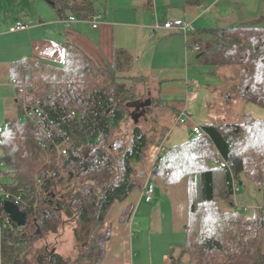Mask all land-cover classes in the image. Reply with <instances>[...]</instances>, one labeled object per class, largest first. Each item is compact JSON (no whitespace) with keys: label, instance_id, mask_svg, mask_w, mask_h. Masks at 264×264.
Here are the masks:
<instances>
[{"label":"trees","instance_id":"obj_1","mask_svg":"<svg viewBox=\"0 0 264 264\" xmlns=\"http://www.w3.org/2000/svg\"><path fill=\"white\" fill-rule=\"evenodd\" d=\"M48 1L60 17L67 11L83 19L93 16L91 1ZM263 21L215 30L216 49L202 55L207 64L240 66L234 96L261 109ZM14 70L21 115L8 121L0 135L5 173L0 179V264H70L44 246L35 249L43 236L58 232L63 216L76 223V239L85 248L82 264H102L112 228L108 235L99 229L95 233L93 227L105 225L116 203L143 191L147 170L138 166L154 136L138 124L126 137L119 134L129 120L127 104L141 96L136 85L148 82L136 72L130 52L117 50L112 63L103 66L74 45L66 47L63 67L31 60L15 63ZM23 96L33 119L24 117ZM157 108L162 118L169 111L176 117L180 112L153 98L147 110ZM159 122L154 120L152 131H161V142L167 130L160 129ZM202 129L204 135L165 149L152 163L165 185L178 187L186 179L189 183L186 240L172 249L167 264H264V202L247 215L235 200L238 185L246 182L264 193V119L245 113L240 122L206 124ZM7 202L25 215L23 225L7 213ZM135 212V207L128 208L123 218L130 221Z\"/></svg>","mask_w":264,"mask_h":264},{"label":"crops","instance_id":"obj_2","mask_svg":"<svg viewBox=\"0 0 264 264\" xmlns=\"http://www.w3.org/2000/svg\"><path fill=\"white\" fill-rule=\"evenodd\" d=\"M86 1L92 3L93 16L83 19L78 18L71 11L60 17L53 3L48 0H0V126L4 129L8 121L17 119L21 115L18 87L14 83L18 81L14 70L15 63L32 60L53 67H63L68 45L79 47L103 66L112 63L117 50L130 52L136 61V72L144 76L152 86L150 99L151 96L160 98L175 109V105H178L177 109L180 112L177 114V119L183 112L186 113L187 119L193 121V129L195 126L203 127L212 123H237L245 114H237L235 122H232L234 120L228 112L213 115L214 100L229 108L242 100L234 96L235 93L230 88H226L224 81H220L215 87L212 86L209 78L203 81L202 73L198 70L201 67L211 66L212 69L208 74L215 77H218L222 70H226L225 66L207 64L202 58L204 53L217 47L218 40L213 35L215 30L257 22V18L248 20V16L242 21L236 12V8L239 7L237 2L234 3L233 0L227 2L202 0L200 3H185L184 0ZM71 18L77 21L65 22L70 21ZM96 19H99L100 23L95 29L93 21ZM176 20L191 23L192 32L188 37L164 28L167 22ZM19 22L30 28L27 31L12 33L11 29ZM191 41H197L203 46L202 53L189 49ZM202 93L205 95L203 96ZM201 96H203L200 102L202 105L199 104L197 108L203 113L198 114L192 110L193 102ZM223 117H227L228 120H222ZM199 119L202 121L199 122ZM238 188L235 200L241 209L252 208L255 211L263 204L264 193L256 185L246 182L238 185ZM246 200H254L255 204L246 207ZM143 203L144 197L140 192L138 210ZM186 222L187 220L182 225L183 233Z\"/></svg>","mask_w":264,"mask_h":264},{"label":"rangeland","instance_id":"obj_3","mask_svg":"<svg viewBox=\"0 0 264 264\" xmlns=\"http://www.w3.org/2000/svg\"><path fill=\"white\" fill-rule=\"evenodd\" d=\"M223 1L227 2L228 0ZM233 1L234 3L237 2L239 4V7L236 8V12L238 13L237 15H240L239 17L242 21L246 16H248V20L257 18L258 22L264 18V0ZM97 21L100 23L99 19H97ZM260 24L264 25V21ZM225 67L226 70L220 72V77L208 74L212 69L211 66L201 67L200 69L198 68V70L202 73L201 79L204 81L209 78L213 87L217 84L219 85L220 81H224L227 89L230 88L234 93H238V85L240 84L242 69L238 65H229ZM205 73L209 76H205ZM136 86L138 94L140 93L141 95L137 100L143 99L146 101L150 99L151 85L147 83V86L145 87L140 84H137ZM202 95L204 96L205 93H202ZM203 96L196 100V102H193L192 110L198 114L203 113L201 109L197 108L199 104L202 105L200 102ZM152 99L151 96V100ZM240 100H242V102L234 104L231 108L214 100L213 115L222 112L231 113L232 120H234L232 122H235L237 114L241 115L243 113H249L256 118L264 119V109L247 104L243 99ZM175 107L178 108V105H175ZM146 111V114L139 119L138 125L143 127V129L150 130L148 131L149 136L152 134L155 138H150L152 140V145L147 152L145 161L138 166L139 171L147 170V175L142 179V181H145L142 190H144L148 176L153 170L152 163L157 157L155 152L157 151L158 153L160 148L156 147L157 144L159 143L162 145L164 151L169 147L181 145L195 137L192 127L193 121L185 119L183 124L177 125V117L174 112L169 111L162 118L160 108H157L150 113L148 110ZM193 111L191 112L193 113ZM133 112L134 109L127 108L129 124L127 123V125L123 127L119 136L124 135L126 137L127 134L131 132V129L135 125V122L131 118ZM242 117L238 122L241 121ZM155 119L158 120V122L161 121L159 122L160 129L167 130V137L161 142H159L162 134L161 131H152V129H154L153 124H155ZM222 120H228V118L223 117ZM198 121L201 122L202 120L199 119ZM157 177L158 179L155 182L156 194H154L155 198L151 203H146V200L144 199V203L140 210H138L139 208L137 207L140 206L138 205L139 193H135L125 202L116 203L112 207L103 227H98V225L93 227L95 233L99 229L98 231H101L99 233H108V235V228H112L111 239L107 244V252L102 264H167L172 249L182 241L185 242V234L181 229L183 228V222L188 219L189 214V202L187 198L188 179H186L182 185L174 188L162 183L164 179L160 176ZM163 189L165 191L162 192ZM242 194L244 195L245 192ZM66 202H70L68 198H66ZM252 203L255 204V201H245L246 207H249V204ZM133 207L136 208V212L131 220L124 219L123 215L125 210L128 208L131 210ZM243 211L247 215L254 213L252 208H244ZM72 218L63 216V221L60 223L58 232L43 236L42 239L35 243V249L44 246L50 253H58L65 259H68L70 264H82L84 260L81 262V258L84 257L83 253L85 248H83L82 242L80 243L76 239V223H74ZM89 235L88 237H90ZM179 255L180 253L177 254V256ZM31 264L38 263L32 262ZM169 264H171V262H169Z\"/></svg>","mask_w":264,"mask_h":264},{"label":"built area","instance_id":"obj_4","mask_svg":"<svg viewBox=\"0 0 264 264\" xmlns=\"http://www.w3.org/2000/svg\"><path fill=\"white\" fill-rule=\"evenodd\" d=\"M74 21H77V20L75 18H71L70 21L69 20H66L65 22L68 23V22H74ZM98 24L99 23H98L97 19L93 21V27L95 29L98 28ZM29 28L30 27L28 25L19 22V23L16 24V26H14L11 29V32L12 33H15V32L27 31ZM164 28L165 29H168V30L175 31L177 33H181V34L185 35V37H188L191 34V32H192V25H191V23L186 22V21H183V20H176V21H173V22H167L164 25ZM189 49L202 53L203 46L200 43H198L197 41H191L189 43ZM14 83L16 84V86L19 85L17 81H15ZM22 92H23V90H22ZM22 105H23V111H24L23 114H24V117L29 118V119H33V112L30 109H28V105H27L25 96H23V103H22ZM187 118L188 117H187L186 113L183 112L178 117V119H177V125L183 124L185 122V119H187ZM193 131H194V133H195L196 136H202V135H204V130L200 126H195L194 129H193ZM3 132H4V128L2 126H0V135L3 134ZM162 152H163V148H162V145H160V148H159V151L157 153V157H156L155 160L158 159L159 155ZM223 166H224V163H223ZM4 176H5V173H4V164L0 160V179H2ZM157 179H158L157 175L152 170L151 173H150V175L148 176V179L146 181L144 190L142 192L143 197L146 200V202H149L150 203L154 199L155 182H156ZM5 198L8 201H12L11 200L12 198H10L9 195H7ZM13 199L16 202L15 204H18L19 203V199H16V198H13Z\"/></svg>","mask_w":264,"mask_h":264},{"label":"water","instance_id":"obj_5","mask_svg":"<svg viewBox=\"0 0 264 264\" xmlns=\"http://www.w3.org/2000/svg\"><path fill=\"white\" fill-rule=\"evenodd\" d=\"M151 104V99H148L146 101L141 99L127 104V108L134 109V112L131 114V118L133 119L135 124H138L139 119L146 114V110L151 106ZM5 210L7 211V213H9V215L15 222L21 225L25 223V215L21 214L18 207L12 202H7L5 204Z\"/></svg>","mask_w":264,"mask_h":264},{"label":"snow or ice","instance_id":"obj_6","mask_svg":"<svg viewBox=\"0 0 264 264\" xmlns=\"http://www.w3.org/2000/svg\"><path fill=\"white\" fill-rule=\"evenodd\" d=\"M61 56L63 57V54H61Z\"/></svg>","mask_w":264,"mask_h":264}]
</instances>
